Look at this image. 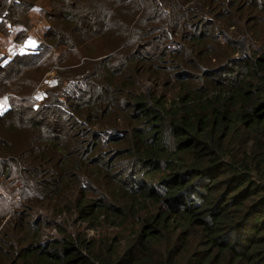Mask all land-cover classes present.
Instances as JSON below:
<instances>
[{
  "label": "trees",
  "instance_id": "16d2710c",
  "mask_svg": "<svg viewBox=\"0 0 264 264\" xmlns=\"http://www.w3.org/2000/svg\"><path fill=\"white\" fill-rule=\"evenodd\" d=\"M41 9L0 98L64 80L0 112V264H264V0H0V33Z\"/></svg>",
  "mask_w": 264,
  "mask_h": 264
},
{
  "label": "rangeland",
  "instance_id": "374dc122",
  "mask_svg": "<svg viewBox=\"0 0 264 264\" xmlns=\"http://www.w3.org/2000/svg\"><path fill=\"white\" fill-rule=\"evenodd\" d=\"M31 17V27L28 29V38L25 39L23 42H19L15 40L16 38L13 35L5 36L0 33V55L5 58V61H9L15 54L18 53H24L29 52L31 49H35L38 44V40H43L45 36V32L48 27V21L44 18V10H33L30 14ZM237 42L243 52H247L253 47L252 39L241 36L237 38ZM55 56L57 55L56 52L54 53ZM78 66V65H75ZM59 65L53 66L50 71H48L40 80V82L37 84V86L30 92L26 94H16V93H8L5 96L0 98V112L5 111L9 107V100L8 97H16L19 99H25L33 103L34 105L38 106L43 101H45L48 97V90L52 89L54 90L56 85L64 80L63 77L60 78L58 76L59 74ZM80 72L77 71L73 75L79 74ZM66 79V78H65ZM55 87V88H54ZM30 94V95H28ZM261 171V170H260ZM259 172V171H258ZM0 192L5 194V196L8 198V203L11 205L12 197L5 191L3 187L0 186ZM3 204L0 202V207H2ZM40 215V214H39ZM47 214L43 213V217H45ZM50 221L52 222V219L50 216L46 217V222ZM57 223H62L63 218L58 217L56 219ZM53 221L52 224L55 225ZM47 225L44 226L42 231V239L43 240H50L53 239V237H60L62 236V233L53 225ZM84 227V226H83ZM82 227V230H83ZM71 231L75 232L76 230L71 227ZM89 235H92V231L89 232Z\"/></svg>",
  "mask_w": 264,
  "mask_h": 264
}]
</instances>
